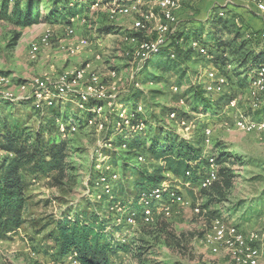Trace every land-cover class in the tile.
Here are the masks:
<instances>
[{"label": "rangeland", "instance_id": "obj_1", "mask_svg": "<svg viewBox=\"0 0 264 264\" xmlns=\"http://www.w3.org/2000/svg\"><path fill=\"white\" fill-rule=\"evenodd\" d=\"M40 1L42 15L40 22L36 24L23 28L8 19L0 18V103L6 98H12L16 106L15 114L21 118L29 117L28 130L35 132L40 126H46V117L48 118L49 115V109H38L32 100L31 82L37 77L55 80L65 74L71 78L76 90L84 92L90 85V76L96 74L100 80L98 88L109 97L106 99L107 102H101L100 111L92 109L94 123H86L87 119L80 118L75 121L77 130L63 136L69 142L67 162L70 167L68 176L61 185H54L52 174L28 176L31 186L28 190L30 201L25 214L26 223L11 239L0 240V264H55L51 250H47L54 248V243L45 238L46 233L53 228V220L62 217L68 208L74 215L85 204H90L95 209L101 207V214L113 218L115 224H120V229L116 232L112 231V228L108 229L109 232H113L115 239L125 240L133 247L139 244L147 245L150 248V260L161 264L174 262L235 264L224 251L211 252L204 245L203 237L212 227L214 218L211 217L210 212L213 210H217L220 218L226 223L238 225L246 232L264 231V129L246 131L238 128L233 120L234 111L227 107L228 99L220 103L221 107L218 108L220 112L193 111L192 84H203L206 88V84L213 79L212 75H215L214 78L220 76L223 70L214 64L203 67L202 65L209 59L208 55H199L194 50L181 69L177 67L166 70L151 69L146 67L144 62L141 72L136 73L140 44L144 41L155 42L159 35L158 26L164 22L160 10L152 5L145 6L141 12L144 15L150 14L145 29L140 32L144 40L139 38L132 40L131 36L136 32L134 22L141 17L140 14L118 15L111 18V10L107 4L92 7L90 2H83L79 14L81 17L74 24L75 33L69 36L65 31L69 24L61 21L52 22L44 18V13L51 3L49 0ZM77 9L79 6L71 8L74 11ZM221 10H224L221 0L185 2L179 0V6L174 10L177 24L171 28L174 27L179 32L201 24L205 27L204 32L207 33L215 14L220 13ZM228 13L230 12L226 11L224 14L228 16ZM236 22L239 26H243V29H249L246 30L248 32L255 30H251L250 23L241 17ZM48 29L52 32L49 44L41 46L36 56L31 55V44ZM18 34L21 36L16 40ZM223 36L225 40L232 37L226 32ZM81 39L87 40L86 47L75 55L70 54L69 46ZM171 39L172 36L168 35L167 45ZM248 43L257 51L263 49L261 42ZM189 46V44L185 45L183 50H187ZM228 53L227 55L231 56L230 51ZM234 58L236 57L231 56V59ZM194 60L199 63L196 65ZM80 71L83 72L82 78L77 77ZM228 73L230 77L223 93L210 94V96L214 99H218L223 94L227 97H236L240 112L254 119L259 118L257 108L253 107L250 100V77L247 79L245 68L235 60L233 67L229 66ZM151 74L162 78L153 80L150 78ZM180 79L181 86L177 84ZM138 90L142 92V112L148 122L145 123L147 128L150 124L154 126L157 119H160L166 122L179 137L193 140L196 146H200L203 154L213 152L217 156L220 152H227L229 161L226 165L234 174L233 186L226 199L206 207L203 211L202 206L207 203V198L200 194V180L192 185L189 180L178 179L171 171L164 172L163 175L169 179L163 183L180 191L185 201L182 204L174 203L169 212L159 211L154 215L149 223L154 224L159 220L165 224L164 233L158 234L155 227L149 230L156 232V237L141 232V224L138 222H127L125 208L120 202L109 201L113 191L120 189L123 161L115 164L109 155H104L103 149L107 145L105 137H114L112 131L121 112L120 104ZM75 100L58 99L55 105L59 106L61 114L66 111L68 104H71L76 111ZM111 100L112 102L109 103ZM26 101L30 103H22ZM173 110L178 111L189 122L195 121L196 129L189 133L180 130L177 123L169 116ZM77 114L79 117L83 115L78 111ZM80 125L83 126L79 127ZM209 127L212 132L210 142L206 144L203 131ZM124 130L127 128H120L117 131L118 135L115 138L117 142L124 139V133L121 132ZM141 136L147 135L143 133ZM117 145L112 148L120 152L123 160L127 158L132 160L133 156L127 155V149L116 147ZM2 154L1 152L0 156ZM142 163L148 170H154L164 162L148 158ZM104 180H109L108 185L103 184ZM107 186L111 190L110 193L106 192ZM106 195H110L108 200L104 198ZM240 202L245 204L239 207ZM252 203L253 208L261 212L257 211L258 213H253L249 219L243 220L240 215L247 208L246 206ZM197 207L201 208L200 212H197ZM234 208H236L235 214H231L228 210ZM140 239L143 241H139ZM260 245L263 251L260 264H264V237ZM114 261L115 264H133L130 253L123 250L114 256Z\"/></svg>", "mask_w": 264, "mask_h": 264}, {"label": "trees", "instance_id": "obj_2", "mask_svg": "<svg viewBox=\"0 0 264 264\" xmlns=\"http://www.w3.org/2000/svg\"><path fill=\"white\" fill-rule=\"evenodd\" d=\"M113 1L117 5L129 0H103V3L108 4ZM49 2L51 5L44 13V18L48 21H61L66 24L71 23L70 18L79 14L85 3L80 0L73 4H69L65 0H49ZM78 6L81 9L71 10ZM41 15L40 0H0V18L8 19L19 27L24 28L40 22ZM236 18V13H228V16L217 13L207 33L204 32L205 27L201 24L185 31L184 29L177 31L168 45L162 47L159 52L147 60L146 67L165 70L175 67L181 69V66L185 65L194 52L190 46L187 50H183L184 46L189 44L190 40H198L207 47L209 54V59L206 64L202 65L203 67L210 64L219 66L223 70L222 75L229 80V66L233 67V61L236 60L241 67L245 68L247 79H249L253 71L264 63V48L257 51L251 48L248 42H261L260 34L264 30H253L252 37L248 38L246 35L249 29L246 31L243 26H239ZM225 32L232 35L229 40L224 39L223 33L225 34ZM132 35L144 40V36L140 32H135ZM20 36L18 34L16 40ZM171 50L175 53L174 57L171 56ZM228 51L231 56L236 57L235 60L227 55ZM194 61L196 65L199 63L197 60ZM184 70L182 69V71ZM150 76L153 80L162 78L155 74ZM177 84L182 85L181 79L177 81ZM191 91L194 96L192 109L195 112H220L218 109L221 107L220 103L225 99L228 101L232 99L224 94L218 99L212 98L203 84H192ZM141 95L142 92L135 91L122 102L134 124L139 120L148 123L144 112L138 111V107L143 105ZM22 103L28 104L30 101ZM97 104H101V102L91 101L88 104V109L84 111L77 106V110L74 111L72 105L68 104L63 114H61L59 106L53 105L48 108L49 115L48 118L46 117V126H40L38 130L32 132L28 130L27 126L29 117L17 116L15 114L16 106L12 100L1 101L0 153L3 154L0 156V240L11 239L26 223L25 214L30 201L28 190L31 186L29 175L52 174L51 177L56 186L61 185L68 176L69 142L63 138L59 131L58 121L69 124L80 118H85L87 123L90 118L94 117L91 109ZM11 108L13 110H10ZM77 111L83 115L79 117ZM257 112L260 117L256 119H264V94ZM42 118L45 120L43 116ZM120 121V118L117 117L112 131L114 137H105L107 145L103 149L104 155H109L113 163L123 161V178L122 181H119L120 189L113 191L109 201L110 203L118 201L124 206L126 220L135 214L136 222L141 224V232L145 235L156 237V232L149 231L154 227L158 234L164 233L165 224L163 221L158 220L153 224L143 219V206L140 204V197L143 192H148L168 180L169 178L163 175L166 171H171L178 179L189 180L194 185L199 180L201 181L203 177L201 175L207 170L209 159L212 157L218 165V180L207 188H200V194L207 198V203L202 206V209L204 211L206 207L221 203L226 199L233 186L234 177L233 170L226 165L229 161L227 152H220L217 156L213 152L203 154L200 146H196L193 140L179 137L174 130L167 126L166 122L160 119H157L154 126L150 124V128L121 131L124 133V139L117 142L115 138L118 135L119 128L117 126ZM143 133H146L147 136L142 137ZM203 136L204 143H206L205 130ZM116 144H118L116 147H125L128 151L127 155L133 156L134 159L123 160L120 152L114 149ZM140 156H144L145 161L150 158L154 161L163 160L164 163L154 170H148L143 165V161L139 160ZM108 181L105 180V182ZM109 196H104L105 200H108ZM244 204L238 203L239 207ZM246 207L240 215L243 220L249 219L253 213L261 212V210L253 208V203ZM100 208L95 209L90 204H85L74 215L73 211L68 208L62 217L53 220V228L46 233L45 238L54 243V248H47V250H51L55 264L63 262L65 258L73 254H76L79 264H115L114 256L120 250L130 253L133 264H161L150 260V248L147 245L139 244L133 247L125 240L115 239L113 232H109L108 229L112 228V231L116 232L120 229V224H115L113 218L101 214ZM235 210L236 208L228 211L235 214ZM210 215L214 219L220 218L217 210L210 212ZM166 237L168 238V236ZM139 241L142 242L143 239ZM173 264L179 263L174 262Z\"/></svg>", "mask_w": 264, "mask_h": 264}, {"label": "built area", "instance_id": "obj_3", "mask_svg": "<svg viewBox=\"0 0 264 264\" xmlns=\"http://www.w3.org/2000/svg\"><path fill=\"white\" fill-rule=\"evenodd\" d=\"M69 4H73L79 0H65ZM83 2H90L92 7L98 6L103 3V0H80ZM111 10V18L118 15H131L140 14L141 17L137 18L134 22V29L136 32H141L146 27V21L150 14H141L142 9L147 5H152L163 15L164 22L158 26V38L155 42L144 41L140 44V50L137 53L138 63L136 65V73L141 72L143 69V63L147 62L153 55L160 51V49L167 45V36H173L178 31L176 28H171V26L177 24L176 17L174 15V10L179 6V0H129L126 3L117 4L113 1L107 4ZM242 5L249 11L255 12L257 15L264 19V0H224L223 6L224 10H221L220 14L224 15L226 8L229 6ZM80 15L77 14L70 18L71 23L66 26L67 35H74L75 29L74 24ZM85 21V20H84ZM248 38L252 37L251 32H247ZM52 37V32L50 29L47 30L37 41L33 42L30 47V53L36 56L41 49V46L48 45ZM132 40L138 39L136 36H131ZM260 40L264 48V31L260 34ZM88 44L86 39H81L78 42L72 44L68 48V52L75 55L80 52L81 49L86 47ZM189 45L200 55H208V49L205 45L200 43L198 40H190ZM171 56L174 57L175 53L171 50ZM115 75V72H113ZM215 76V75H214ZM206 84V89L209 94H221L223 93L224 87L228 82V79L224 75H220L214 78ZM78 78L83 77V72H78ZM100 80L96 74L90 76V85L88 89L84 92H79L73 86V82L68 75H61L55 80H50L49 78H35L31 82L32 88V100L34 101L38 109H48L49 107L55 105L58 99H76V106L84 111L88 109V104L91 101L95 102H107L109 97L103 90L99 89ZM177 89V87H175ZM264 94V63H262L258 68H256L251 77L249 84V96L252 101L253 107L258 108L262 96ZM31 98V96H30ZM12 100V98H6ZM112 100L109 102L111 103ZM121 112L118 114L120 118V123H118V128H127L129 130H143L146 128L145 121L139 120L137 123L132 122L131 116L128 114L127 108L120 104ZM227 107L234 111V124L243 130L252 131L254 129H264V119H254L238 110V100L237 98H232L228 101ZM92 109L100 111L102 105H94ZM91 109V111H92ZM138 111L142 113L143 105L138 107ZM170 118L177 123L180 130L186 131L187 133L194 131L196 129L195 121L189 122L183 116L179 115V112L173 110L169 114ZM94 119L90 118L88 123H94ZM103 126V123H101ZM59 131L63 136L74 132L77 130V125L75 121L65 124L62 121H58ZM212 129H205V142L206 144L210 142V134ZM140 161H145L144 156L139 157ZM217 163L214 158L209 159V165L205 171L201 181L200 188H207L211 186L215 181L218 180L217 173ZM188 174H190L188 172ZM109 182H103L107 184ZM108 185V184H107ZM110 188L107 186L106 192L110 193ZM183 194L173 189L171 186L162 183L161 185L151 189L148 192H143L140 197V204L143 206V219L146 222L152 221L154 215L159 211L169 212L172 205L184 203ZM117 207V204H116ZM160 209V210H159ZM197 212L201 211L200 207L196 208ZM129 223H136L135 214H132L126 220ZM264 237L263 230H251L244 231L241 227L235 224L226 223L221 218H216L212 222L211 229L204 235L203 243L204 245L213 253H219L224 251L235 264H260L263 251L260 245ZM61 264H79L76 254L69 255Z\"/></svg>", "mask_w": 264, "mask_h": 264}, {"label": "crops", "instance_id": "obj_4", "mask_svg": "<svg viewBox=\"0 0 264 264\" xmlns=\"http://www.w3.org/2000/svg\"><path fill=\"white\" fill-rule=\"evenodd\" d=\"M189 1V0H182V2ZM224 2V0H221ZM203 7L205 8L206 5L204 4ZM81 9V8H79ZM226 11H229L230 14L236 13L237 18L236 20L241 17L244 20H247L248 23H250V29L255 30H264V19L257 15L255 12L249 11L242 5H235V6H229L226 8ZM80 14V13H79ZM263 258V255H262ZM262 260V259H261Z\"/></svg>", "mask_w": 264, "mask_h": 264}]
</instances>
